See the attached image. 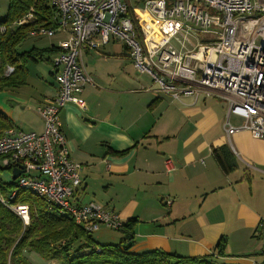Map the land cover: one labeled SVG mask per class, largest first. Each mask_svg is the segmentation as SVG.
Returning a JSON list of instances; mask_svg holds the SVG:
<instances>
[{
    "label": "crops",
    "instance_id": "1",
    "mask_svg": "<svg viewBox=\"0 0 264 264\" xmlns=\"http://www.w3.org/2000/svg\"><path fill=\"white\" fill-rule=\"evenodd\" d=\"M5 1L0 0V13L7 8ZM66 35L55 33L49 45H57ZM90 50H82L84 66L83 54ZM29 79L28 75L25 85L3 93L14 95L9 99L22 103L21 111L30 109L28 100H33L34 117L23 119L4 105L0 110L14 126L40 131L42 121L36 108L52 99L58 86L52 80V90L40 88L28 93L22 89L29 88ZM110 92L127 95L124 100L131 105L117 113L113 105L104 104L101 89L87 85L80 94L85 108L69 102L60 112L68 155L81 164L80 184L72 201L103 204L123 221L137 218L135 252L159 249L181 256H202L210 254L214 244L225 238L221 260L233 264L264 262L263 233L257 227L264 213V138H255L247 130L227 134V103L220 97L200 94L174 100L157 92L155 84ZM232 121L239 124L237 118ZM221 146L229 153L227 161L235 163L228 171L213 153ZM128 148L124 154L113 152ZM166 158L171 161L169 170ZM108 190L142 191L143 197L137 200L123 194L126 198L119 200ZM166 198L171 200L168 205Z\"/></svg>",
    "mask_w": 264,
    "mask_h": 264
},
{
    "label": "built area",
    "instance_id": "2",
    "mask_svg": "<svg viewBox=\"0 0 264 264\" xmlns=\"http://www.w3.org/2000/svg\"><path fill=\"white\" fill-rule=\"evenodd\" d=\"M135 2L50 0L56 10L55 26L34 23L28 35L67 34L58 41L59 51L51 60L56 95L36 108L40 131L12 125L0 134V164L10 171L17 164L23 168L14 180L17 187L45 198L89 233L101 225L117 230L123 220L103 204L72 201L81 164L68 155L60 112L69 102L85 108L80 94L94 81L81 60L84 48L96 49L120 39L134 67L150 76L157 92L174 100L200 94L223 98L227 134L247 130L255 138H264V0ZM35 18L30 9L10 27L33 23ZM11 71L12 67L6 68V74ZM233 117L239 124L233 123ZM165 165L171 169L170 159H165ZM16 194L12 190L8 199L0 196V201L27 224L28 205L14 203ZM164 202L168 205L171 200ZM257 227L264 239V213Z\"/></svg>",
    "mask_w": 264,
    "mask_h": 264
},
{
    "label": "trees",
    "instance_id": "3",
    "mask_svg": "<svg viewBox=\"0 0 264 264\" xmlns=\"http://www.w3.org/2000/svg\"><path fill=\"white\" fill-rule=\"evenodd\" d=\"M32 9L35 22L10 27V24ZM56 10L50 0H8L5 14L0 17V91L12 90L27 83L29 61L51 62L59 47L51 44L45 48L31 47L19 51L18 46L29 36L34 23L55 26ZM125 49H126V45ZM12 71L6 74V68ZM10 119L0 110V134L12 126ZM128 149L113 151L124 154ZM213 153L225 171L235 163H229L226 147L214 148ZM4 173L5 179L1 178ZM11 171L0 164V196L16 190L14 203L28 205L29 222L22 219L0 201V264H33L28 254L36 253L47 264H233L221 260L225 256V238L218 240L210 254L181 256L159 249L133 251L135 225L138 219L131 217L117 229L123 237L117 243H97L91 233L76 224L72 218L58 212L55 205L30 191L20 189L10 178Z\"/></svg>",
    "mask_w": 264,
    "mask_h": 264
},
{
    "label": "rangeland",
    "instance_id": "4",
    "mask_svg": "<svg viewBox=\"0 0 264 264\" xmlns=\"http://www.w3.org/2000/svg\"><path fill=\"white\" fill-rule=\"evenodd\" d=\"M135 1L136 0H130L132 4H137ZM5 2L7 5V0ZM5 2H3V4ZM5 12L6 9H2L0 17H2ZM129 15H132L131 12H129ZM51 38L52 37L48 36H28L18 46V50H28L33 47L32 45H36V47L39 48L48 47L50 44L49 40ZM124 45L126 44L122 40L117 39L115 41H111L108 44L103 45V47L98 50L92 49L87 54H83V61L85 62L86 68L88 70H92V72L94 73L92 75L94 84L89 86H94L98 90L101 89L102 93L100 94V98L104 100V104L113 105V108L117 113H122L123 107L128 108L131 105V101L124 100V97H126L127 95L121 93V95L116 96L112 93L113 91L110 92V89H138L142 85L145 87L154 85V83L151 81L150 76L147 73H141L134 67L131 58L129 57L128 50L125 49ZM26 67L28 69V75L30 76V83L29 88L22 89L23 91L27 90L28 93H33L34 89L38 91L40 88H49L52 90L51 83L52 80L54 82L55 80L53 75V66L51 62H47L44 60H39L37 62L29 61L26 64ZM49 70L52 72V75L51 73H49ZM3 92L4 91H0V107L2 109H4L2 105H4L5 107H11V109H15V114H19V116L26 120H28L31 116L34 117L35 103L33 100H28V105L30 106V109H25V111H21L23 109H20V107H22L23 104L21 103L18 105L17 103L10 101L9 98H14V95L9 96L7 93ZM82 99L84 100V98ZM86 101L88 102V100ZM90 101L92 104H95V100L92 95L90 97ZM164 104L166 103L164 102ZM1 178L5 179L4 173L1 174ZM108 192L109 194L113 195L114 198H117L119 200L126 198L123 194H127L131 197L134 196L137 200L143 197V192H137L136 190H108ZM120 233L121 232L118 230L110 229L104 225H101L97 230L91 233V236L97 243L114 244L120 241ZM28 257L33 262V264H47L44 259H42L39 255L34 252L29 253Z\"/></svg>",
    "mask_w": 264,
    "mask_h": 264
},
{
    "label": "water",
    "instance_id": "5",
    "mask_svg": "<svg viewBox=\"0 0 264 264\" xmlns=\"http://www.w3.org/2000/svg\"><path fill=\"white\" fill-rule=\"evenodd\" d=\"M23 171L22 165L17 164L14 168L11 170V180H15Z\"/></svg>",
    "mask_w": 264,
    "mask_h": 264
}]
</instances>
